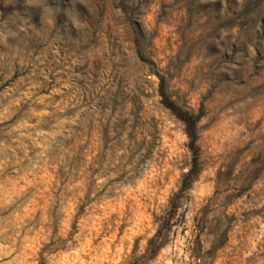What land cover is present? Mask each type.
<instances>
[{
  "label": "rangeland",
  "instance_id": "1",
  "mask_svg": "<svg viewBox=\"0 0 264 264\" xmlns=\"http://www.w3.org/2000/svg\"><path fill=\"white\" fill-rule=\"evenodd\" d=\"M0 264H264V0H0Z\"/></svg>",
  "mask_w": 264,
  "mask_h": 264
},
{
  "label": "trees",
  "instance_id": "2",
  "mask_svg": "<svg viewBox=\"0 0 264 264\" xmlns=\"http://www.w3.org/2000/svg\"><path fill=\"white\" fill-rule=\"evenodd\" d=\"M159 91L160 94L162 96V102L163 104L170 109L173 113H175L177 115V117L179 119H181L185 125H186V131H187V136L191 139V142L194 140V122L196 120V117H193L192 115H190L187 112H181L177 106L171 101L169 100L166 95L163 92L162 89V82H160L159 85Z\"/></svg>",
  "mask_w": 264,
  "mask_h": 264
}]
</instances>
